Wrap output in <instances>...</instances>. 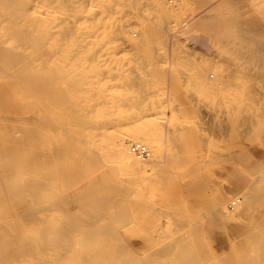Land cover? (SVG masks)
<instances>
[{
	"label": "bare ground",
	"instance_id": "1",
	"mask_svg": "<svg viewBox=\"0 0 264 264\" xmlns=\"http://www.w3.org/2000/svg\"><path fill=\"white\" fill-rule=\"evenodd\" d=\"M178 1L166 0L167 3L174 6L171 11L179 10ZM116 2V0H0V173H4L3 178L6 179V181H3L0 177V184L3 185V182H5L4 185L7 184V190L11 194L10 197H13L15 204L14 208H9L6 205L5 189L1 188L0 205L3 211L0 221V264H10L7 260L13 263L18 262V264H59L60 261H57L54 256H50L58 245H61L60 247L64 251L60 256L61 259L64 258L65 261L63 262L70 264H207L205 260L202 261L200 250L196 249L194 244L196 235L201 230L196 226L198 225L197 221H195L194 226H192L193 223L191 224V233L195 235V237L192 236L193 239L186 238L182 232L175 234L176 236L170 243L167 240L168 244L166 243L158 248L149 247L148 253L143 256L134 250L138 247L131 248L125 244L126 240L123 239L122 228L119 229L120 223L124 224L125 222L122 221L130 217L131 211H126V203L131 195L129 187H121L116 183L117 177L111 176L110 173L114 167L109 162H118L122 167L133 173H141L157 164H164L169 155L161 153L160 137L164 136L168 139L170 135L177 132L173 130L171 126L172 119L168 116L161 119V116L157 115L156 112L155 114H148L149 116L145 115V112H141L138 118L130 122L128 113L121 111L122 109L120 111L116 110L118 102L115 101V91L118 87H120L117 90L118 93L123 91L126 95L134 89L131 93L135 94L133 92L138 88L139 91H136L141 94L143 92L140 91L142 90L141 86L145 85L146 82L145 78L137 77L141 79V84L143 82L141 85L138 79L135 81L130 76L127 77L129 75L127 73L124 77H120L122 83L117 84L118 87L115 88L113 83L115 79L113 77L114 51L116 50L114 34L120 35L126 28L125 32L129 34V39H131L130 30L137 28L133 25L134 22L119 23L123 18L116 15ZM233 3L235 4V2ZM261 3L263 2L261 1ZM263 6L258 8H263ZM209 8L202 11L203 14L200 15L202 18L208 17L209 14L204 15L205 12L209 11ZM184 9L186 10V8ZM221 15L223 16V14ZM232 17L234 18V16ZM206 18L202 21H196L199 19L198 17L193 18L194 20L191 18L186 23L190 25L191 20H193L197 22V27L210 29L216 28L219 25V20H221L213 21L206 20ZM227 19L229 20V18ZM258 21L264 28L263 18H259ZM135 23L137 24V22ZM158 24L159 28L163 29L162 24L165 25V21H159ZM189 25L186 27L188 28ZM140 26H138L139 29H142V26ZM186 27L184 30L187 29ZM194 31L190 29L188 32L187 30V36L195 43H201V45L209 48L208 36L204 34L203 36L196 35ZM174 33L170 32L168 35L167 48L169 52L166 55L168 63L166 66H162L155 62L152 69L157 77L163 73L165 76L163 81L169 83L166 90L161 88L164 90L167 99L170 98L171 89H177V82L179 81L175 77V71L178 70L177 60L181 57V49L177 47V42L174 39L176 38L175 34L179 32ZM239 34L230 31L228 32V38L233 35L238 37ZM262 34L264 36V30ZM146 38L152 43L149 46L152 49L155 45L161 49L165 47V44L159 39L147 37V35ZM236 41L228 40L227 45L231 48L241 43V39L239 42ZM254 41L255 47L252 50V59L258 62V67L262 70L264 76V42H260L261 40ZM124 43H126L125 40ZM224 73L226 74V72ZM210 75L205 74L203 78L198 76L193 79L197 80L203 90L210 92L216 84ZM219 75L222 76L221 73ZM221 76L220 79L217 78L219 79L217 85L221 84ZM149 81L151 80L149 79ZM153 82L156 83V81ZM146 84L150 87V82ZM262 84H264L263 81ZM158 90H160V87L154 84L152 91L148 92L154 95ZM131 93L129 94L132 95ZM122 94L116 95L118 97ZM124 99L126 100L125 97ZM128 100L131 101L130 98ZM119 105L121 104L119 103ZM259 108L263 109L262 107ZM256 109L253 111H256ZM176 111L172 110L174 116ZM259 116L261 117V115ZM253 118L255 117L253 116ZM20 130L22 131L21 134L19 133ZM180 134H183L182 137L185 140H196L197 138L190 130L185 133L182 130ZM52 142L53 144L62 142L66 144V147L62 149L58 147L59 145H55V147L51 145ZM134 143L146 145L148 148L147 155L140 156L134 153L131 149ZM231 153L233 154V152ZM56 156L61 164L57 171L53 170L50 165L51 158ZM248 158H252L251 155ZM247 162L249 161L247 160ZM260 162L261 164L256 162L254 170H260V166H264V161L261 160ZM239 169L241 168L235 166V168L229 170L234 173V176H232L235 177V181L229 187V190H237L243 184H248L249 190L243 196L241 208L242 211L249 213L250 221L247 222V227L236 234L235 240L238 237L242 239L245 236L247 239V246H245L250 248V254H252L249 255L246 251H237L236 249L237 255L233 257L235 259L230 264H264V177H259L261 175L257 176L258 178L247 177V175L244 176L243 169ZM35 173L37 176H34ZM52 183H56L58 187L51 186ZM21 192L26 193V200L20 197ZM76 196L86 202V208L77 205L79 202ZM225 196V193L222 192L214 199V210L213 213L211 212L213 216L208 219L217 222L208 226L204 224L202 226L201 223L202 232L207 229H218L222 227L225 221L234 218L238 214L234 210L236 204L240 203L231 199L233 205H227L225 204ZM211 201L213 200L211 199ZM69 203L74 205L73 209L68 208ZM136 205L137 208L142 210L144 203L141 201L140 204L137 203ZM257 205H261V208L257 209ZM131 207L130 209H133ZM172 214L174 213L172 212ZM50 218H57L61 222V229L55 237L50 235L48 228L45 226V222ZM12 221H18L14 229L9 228ZM180 221H178V224L182 222ZM134 224L136 223L134 222ZM31 226H36L34 234L29 233V227ZM232 227L235 226L229 228L233 229ZM217 232L214 233V236ZM228 234L230 235V233ZM217 239L219 240V238ZM230 240L232 242L233 239ZM127 242L130 241L127 240ZM220 242L218 241L219 245ZM77 244H81V248L75 251ZM131 244L133 245L132 242ZM138 244L140 245L141 242ZM223 246L225 248L226 243ZM145 247L143 245L142 250ZM215 247H217L216 250L219 249L224 252L223 249L218 248L219 246ZM237 247L239 248V246ZM210 250L212 252V249ZM71 251L75 253L70 258L67 253ZM210 260L212 261V259ZM214 261H212V264ZM216 264H223V262L217 261Z\"/></svg>",
	"mask_w": 264,
	"mask_h": 264
},
{
	"label": "rangeland",
	"instance_id": "2",
	"mask_svg": "<svg viewBox=\"0 0 264 264\" xmlns=\"http://www.w3.org/2000/svg\"><path fill=\"white\" fill-rule=\"evenodd\" d=\"M116 1H117L116 9H115V11L117 10L116 15L119 18H123V20L120 21L119 23L124 24V22L126 23L134 22L133 25L137 26V28L130 30V33L132 34L131 39H129V36H128L129 34L125 32L126 28L123 30V32L120 35L114 34L115 35L114 37L116 39V41H114L116 50L114 51L115 52V62L113 63V67H114L113 77L115 79L113 83L115 85V88L118 87L117 84L122 83L120 77L122 76L124 77L127 73L129 74L127 75V77L130 76V78L135 81H137L136 79L138 78L146 79L145 85L142 82L145 88L140 82L141 79H138L140 82L139 84L142 85L141 86L142 90L140 91H143V92H141V94H139L140 92L139 93L137 92L139 91L138 88L136 89L137 91L135 90L133 92L135 94L131 93L134 89L129 91V93H131L132 95H130L129 93H126L125 95V93L123 91L121 92L120 90H119L120 92L118 93L117 90L120 89V87L117 88L116 90L117 92L115 91V93L117 95H120V93H123V94L122 96H118V97L115 94L116 96L115 101L118 102L117 104L118 107L116 106L118 109L116 108V110L120 111L122 109L121 111L128 113L130 115L128 117L129 118L128 120L130 122L138 118L141 112H145V115H148V114L150 115L153 113L155 114L156 112L157 115L161 116L160 117L161 119L163 117L168 116L172 119L171 126L173 127V130H176L177 132L173 135H170L168 139L167 137L165 138L164 136L160 137L161 153L162 154L167 153L169 155L167 157L168 160L164 164L163 163L157 164L155 165L156 167L153 166L152 168H149L141 173H133V172H129L127 169L122 167V165H120L118 162L112 161L114 164L112 162H109L114 167L111 170V173H110L111 176L114 175L117 177V181L116 180L115 181L121 187L122 186H126V188L129 187V193L131 195V197L126 203V208H127L126 211L127 210L128 212L131 211L130 217L126 219L125 221H122V222H125L126 224L120 223L121 225L119 226L120 227L119 229L122 228L121 232L122 234H124L123 239L124 241L126 240L125 244H127L131 248L138 247L139 249L134 248V250H136L138 254L143 256V255H146V253H148L149 247L153 249L158 248L161 245H165L167 243V240H168V243H170L176 236L175 234L182 232L186 236V238L193 239L192 236L195 237V235L194 233H191L192 232L191 224L193 223L192 226H194L197 223L198 225L196 226H198L199 229L201 230L196 235L197 239L195 238L194 244L196 245V249L200 250V254L202 255L201 256L202 261L205 260L207 264L208 263L212 264V261H214V259L216 260L213 262V264H216L217 261L223 262V264H230L233 262V259H235L233 257H236L237 251H246L247 254L251 255L252 253L250 254V248L246 247L247 239L245 236H243L242 239L238 237L235 240L236 234H238L239 231L247 227L250 221L249 213L246 211H242V208H241V202L243 200V196L247 192V190H249L248 189L249 186L247 183H245L237 190H229V187L232 186V184L235 181V177H233L234 173L229 170H231V168L233 167L235 168L236 166V168L239 167L243 169L244 176L247 175V177L258 178L257 176L261 175L259 177H264V166L263 165L260 166L261 167L260 170H254V166L257 163L261 164L260 161L261 160L264 161V135H263L264 134V125H263L264 115H262L264 114V106H263L264 104V84H262V81L264 83V76H263V72H261L262 70L258 67L259 66L258 62L252 59V52H253L252 50L255 47L254 40L256 41L261 40L260 42H264V36L262 34L264 28L263 26H261L262 24L260 25V22L258 21L259 18H263L264 20V6H263L264 0H179L177 4L179 10H176V11H171V8L174 6H171L172 4L167 3L166 0H116ZM261 1L263 3H261ZM233 2H235V4ZM262 6L263 8H260L261 9L260 10L258 7H262ZM208 7H210L209 11L205 12L206 14L204 15V16H207L209 14L208 17L206 18L203 16L204 18H202V16H200L203 14L202 11H204ZM184 8H186V10ZM214 13L215 15H213ZM221 14H223V16ZM219 15H220V18H219ZM232 16H234V18ZM195 17L196 18L198 17L200 19V20L197 19L196 21H202V19H205V18L206 20L208 19V20H213V21L217 19L218 20L221 19V20H219V25L216 28L213 27V28L208 29V28L197 27V22L193 21L194 19H196ZM214 17H217V18H214ZM242 17H244L243 18L244 20L242 19ZM191 18L192 19L194 18V19L191 20L192 22L189 25L186 22L188 21V19H191ZM227 18H229V20ZM224 19H225V22H224ZM236 19L238 20L237 22H236ZM159 21H162V22L165 21V25L162 24L163 29L159 28L160 27L158 24ZM135 22H137V24ZM141 23L142 24L144 23V24L142 25ZM140 25L142 26V29L141 28L139 29L138 26ZM187 25H189L188 28L186 27ZM185 27L187 29L184 30ZM190 29L192 31L195 30L194 33L196 32L195 33L196 35H199V36H203V34L205 36L207 35L209 42H210L209 48L205 45H201V43H195L194 41H192L189 38V36H187L188 34L187 30L189 32ZM254 29H257V30H254ZM230 31L240 33L239 34L240 36L237 37V35H233L230 38H228L229 37L228 32ZM170 32L171 33L179 32L178 34L174 33L176 37L174 39L176 40L175 42H177V47H180L181 49V52H180L181 57H179V59L177 60V68H178L177 71L178 72L175 71L176 73L175 77H177L179 80L177 82L178 87L176 90L171 89L170 98L167 99L165 98L166 95L164 94V90H166L167 84L169 83H165V81H163L164 80L163 77H165L163 73L157 77V75L153 73L152 69H153V64H155V62L159 63V65H162V66H166V64L168 63L166 55H167V52H169L167 48V43H169L168 35ZM137 34H140V35H137ZM145 34L147 35V37H154L156 39H159L161 42L165 44V47L161 49V48L156 47L155 45L153 48L154 50H153L151 47H149L152 45V43H150L149 40H146L147 38ZM122 38L124 39L122 40ZM240 39H241V43H239L235 47L230 48V46L227 45L228 40L232 42H235L237 40L236 42H239ZM124 40L126 41L127 44L124 43ZM138 52H140L142 55ZM247 54L248 55L250 54V55L248 56ZM159 67L162 68L161 66ZM224 72H226V74ZM219 73H221L222 76L219 75ZM205 74L207 75L211 74L210 75L211 79L215 80L214 83H216L215 86L210 90V92L203 90L202 86L197 82V80L193 79L194 77L197 78L198 76L203 78ZM220 76L222 77V79L220 82L221 84L219 85H222V86L217 85V80L220 79ZM223 77H226V78H223ZM149 79L151 81H149ZM153 81H156V83ZM148 82H150V87L149 85L146 84ZM154 84L155 85L157 84V86L160 87V90H158V92H155L157 93L156 95L158 97L155 95V93H154L155 96L153 95V93H151L152 95L149 93L150 90L152 91ZM161 88H163L164 90H162ZM260 89L261 90L263 89L262 90L263 93L261 92ZM145 92L149 93L150 95ZM133 95H135L136 98H134L135 96ZM124 97L126 98V100L124 99ZM127 97L130 98L131 101H129ZM119 103L121 105H119ZM259 107H262L263 109H260ZM255 109L256 111H253ZM172 110H175V111L177 110L175 116L172 114ZM259 115H261V117ZM253 116L255 118H253ZM56 126L58 127V125ZM200 128H201V131H200ZM182 130L184 131V133L189 132L190 130L192 134H195L197 136L196 140H193V139L185 140L184 137H182L183 134H180ZM20 131L19 133L21 134L22 131L21 132ZM51 145H54V146L59 145L58 147H60L61 149L63 147L64 148L66 147L65 146L66 144H63L62 142L60 143L58 142L55 144H53L52 142ZM189 145L191 146V148ZM231 152H233V154ZM250 155L253 159L248 158L250 157ZM235 158H238L236 159L237 161L235 160ZM247 160L249 162H247ZM50 165L52 166L53 170L55 171L59 170L60 165H61L59 158L57 156L51 158ZM185 166H188V167H185ZM155 171H158V172H155ZM3 174L4 173H0V177L3 181H6V179L3 178ZM34 176H37V174L35 173ZM139 178H140V181H139ZM4 183L5 182H3V185L0 184V190L1 188L5 189V194L7 196L6 205L9 208H14L15 204H14L13 197H10L11 194L7 190V184H5L6 185L5 186ZM51 186L58 187L56 183H52ZM178 188L179 190H177ZM143 192L144 194H142ZM222 192L225 193L226 195L225 204L227 205L229 204L231 206L233 205L232 203L233 200L234 202H236L235 200H237V203H240L238 205L236 204V208L234 210V212L238 214L235 215L234 218H231L225 221L222 227H219L218 229H214V230L207 229L208 231L203 230L202 232L201 225L208 226L213 223L216 224L217 221L213 219L209 220L208 218H212L213 216L212 211L214 210V199L219 193H222ZM20 197L26 200V193L21 192ZM78 197L79 196H76V199ZM156 199H160V200H156ZM211 199L213 201H211ZM77 201L79 202V203L77 202L78 203L77 205L79 207H85V208L87 207L86 206L87 204L84 200L78 198ZM141 201H143L144 203L142 210L136 207L137 206L136 204L137 203L140 204ZM202 202L204 203L202 204ZM73 207L74 205L72 203L68 204L69 209H73ZM130 207L133 209H130ZM256 208L260 209L261 205H257ZM229 209L231 208L229 207ZM2 211H3V208L0 205V221H1ZM170 212L171 213L173 212L174 214L171 215ZM14 219H16V217H14ZM56 219L50 218L48 221L45 222V226L48 228L47 229L48 232L50 233L51 236L53 235L54 237L57 234H59V231L61 229V222L59 221V219L57 220ZM177 219L181 220L182 222L180 221L181 222L180 224L181 225L183 224V226H185L186 228L185 227L183 228V226L178 224L179 220ZM133 221L136 224H134ZM195 221L197 222L195 223ZM206 221L207 222L209 221V222L207 223ZM17 223L18 221L16 222L12 221L9 228L14 229ZM140 223H143V224H140ZM176 224H178L179 226ZM233 224H236V225H233ZM230 226H235V227H232L233 229H231L229 228ZM35 231H36V226L29 227V233L34 234ZM216 232L217 234H215L214 236V233ZM228 233H230V235ZM144 234L145 236H143ZM210 236H212L211 237L212 239L209 238ZM207 237L209 238V240H207L208 239ZM216 237L219 238V240ZM225 238L226 240H224ZM230 239H233L232 242ZM127 240L130 242L128 243ZM143 240L144 242H142ZM196 241L198 242L196 243ZM218 241L219 242L221 241L222 243L220 242V245H219ZM224 241L226 243L225 248H223L224 247L223 245L225 244L223 243ZM131 242L133 243V245L132 244L130 245ZM140 242L141 244L139 245L138 243ZM229 242L231 243L229 244ZM142 244L144 245V247L147 245V247H145L146 249L144 248V250H142L143 249ZM214 244L215 246H219L218 248L223 249L224 252L218 249L219 252L221 251L219 253L218 250H216L217 247H215ZM60 246L61 245H58L57 249L54 252H52L50 256H54V258L57 259V261H60L59 264H70V263L63 262L65 261L64 258L61 259L60 256L61 254H63L64 251L61 249ZM237 246H239V248ZM241 247H243V249H241ZM79 248H81V244L76 245L75 251L79 250ZM209 248L212 249V252ZM228 251L231 252L232 254H230ZM74 253H75L74 251L68 252L67 256L71 258L73 257L72 255H74ZM210 259H212V261ZM7 262H9L10 264H18V262L13 263V262H10L9 260H7Z\"/></svg>",
	"mask_w": 264,
	"mask_h": 264
},
{
	"label": "built area",
	"instance_id": "3",
	"mask_svg": "<svg viewBox=\"0 0 264 264\" xmlns=\"http://www.w3.org/2000/svg\"><path fill=\"white\" fill-rule=\"evenodd\" d=\"M132 151L140 156H145L148 153V148L146 145L141 143H134L131 147Z\"/></svg>",
	"mask_w": 264,
	"mask_h": 264
}]
</instances>
